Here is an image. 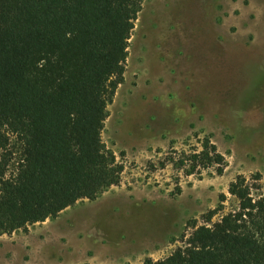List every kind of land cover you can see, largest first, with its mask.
Segmentation results:
<instances>
[{
	"label": "rangeland",
	"instance_id": "374dc122",
	"mask_svg": "<svg viewBox=\"0 0 264 264\" xmlns=\"http://www.w3.org/2000/svg\"><path fill=\"white\" fill-rule=\"evenodd\" d=\"M106 110L120 184L1 235L0 264H144L205 224L221 195L233 208L230 182L264 174V0H140ZM205 139L223 172L185 176L173 161Z\"/></svg>",
	"mask_w": 264,
	"mask_h": 264
},
{
	"label": "trees",
	"instance_id": "16d2710c",
	"mask_svg": "<svg viewBox=\"0 0 264 264\" xmlns=\"http://www.w3.org/2000/svg\"><path fill=\"white\" fill-rule=\"evenodd\" d=\"M139 10L140 0H0V236L120 184L102 130ZM180 155L185 176L225 168L209 139ZM228 193L233 208L221 195L205 224L144 264H264V174L237 175Z\"/></svg>",
	"mask_w": 264,
	"mask_h": 264
}]
</instances>
